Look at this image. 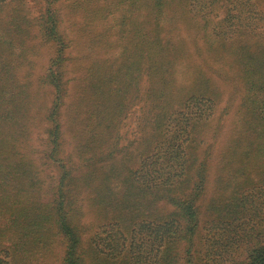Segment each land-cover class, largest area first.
Returning <instances> with one entry per match:
<instances>
[{
	"label": "rangeland",
	"instance_id": "rangeland-1",
	"mask_svg": "<svg viewBox=\"0 0 264 264\" xmlns=\"http://www.w3.org/2000/svg\"><path fill=\"white\" fill-rule=\"evenodd\" d=\"M145 2L137 0L126 9L115 4L109 7V11L96 14L97 10L107 8L115 0H0V48L4 46L6 37L14 41L16 48L13 67L8 75V95L0 94V122L5 107L15 105L3 100L15 98L24 115L23 123L27 126L25 133L19 134L21 143L18 141L0 152L5 156L0 157V164L12 165L22 161L30 174L21 175L19 181L28 178L32 183L30 185L35 192L31 198L35 203H50L48 201L63 169L47 155L50 152L48 128L51 125L44 120V116L45 110L50 109L54 102L55 88L45 78L51 68L58 70V48L63 46L66 59L62 71L66 93L60 109L61 142L56 157L72 171L66 178L73 182L67 197L72 202L75 198L79 199V208L70 212V216L73 215V221L78 224L87 226L84 237L88 239L99 229L104 212L98 213L97 208L90 206L94 198V194L87 190L90 187L81 189L76 183L89 170L81 163L83 158L77 146L92 137L88 133L93 129L89 112L96 111L93 106L99 104L87 85L98 83L100 86L114 68H120L127 60L139 61L138 69L142 67L143 70L133 71L132 75L140 77L131 89L126 114L119 119L112 134L99 136L96 142L107 153L119 147L121 151L115 150L114 157L124 158L130 169L137 168L141 161L146 158L149 161L151 157H160L156 165L166 168V158H161V149L168 148L178 125L188 124L183 121L179 124L176 118L182 113L183 96L199 77L198 92L206 90L208 93L207 105H203L208 115L205 114L196 123L198 132L195 140H191L186 133L181 137V162L183 158L188 159L186 155L192 152L196 158L195 165L192 160V173L199 171L205 176L204 190L197 201L199 221L238 219L240 224H249L242 228L241 234L249 230L251 239L261 242L264 240V0H196L201 9L189 12L178 28L174 21L165 23L168 40L164 41L167 46L159 53L160 61L170 66L176 58H180V69L175 76L177 81L171 89L176 97L182 95L178 100L170 101L171 106L168 104L165 108H161L157 100L148 98L152 83L145 70V56L136 48L140 46L136 44L143 40L141 32L135 37L128 30V24L145 28ZM52 15H55L53 26L60 35L52 34V23L47 21ZM102 15L107 16L99 18ZM124 20L128 31L124 37L125 44L130 47L115 63V56L121 50L118 47V28H114L116 23L117 27H121ZM112 28L114 30L110 31ZM108 31L109 34H106ZM7 54H0V79L5 77L6 71L1 68ZM245 69L251 72L248 83L255 84L252 90L246 85ZM201 71L205 74L202 77L199 75ZM114 85L104 86L106 96L116 97ZM3 88L0 86V90L4 91ZM196 88L193 87L190 92H195ZM210 98L214 102L208 103ZM193 123L187 127L194 136L197 128L193 127ZM149 167H152V161L146 169ZM17 172L23 173L21 170ZM75 176L77 180L72 181ZM150 197L147 205L151 212L142 213V218L165 219L169 216L173 207L166 195L154 191ZM244 206L245 211L252 215L251 222L244 216ZM119 213L118 209L112 210L114 216ZM9 218L8 213H0V235L5 245L9 242L3 238L14 234L13 228L8 227L11 224ZM206 227L195 236L199 246L203 243L201 235L207 234ZM218 228L215 224L213 233L219 232ZM61 236L63 238L60 235L57 240L60 241ZM62 245L58 251L62 250ZM186 245L187 242L176 245L181 251V258L186 255ZM245 250L246 242H243L240 248L234 249L231 257L238 258ZM32 261L24 263L46 262L47 257H39L35 263ZM183 261L178 260L177 264H184ZM48 262L59 264L54 255L48 256ZM91 262L101 263L98 260ZM227 262L233 263L232 259Z\"/></svg>",
	"mask_w": 264,
	"mask_h": 264
},
{
	"label": "trees",
	"instance_id": "trees-1",
	"mask_svg": "<svg viewBox=\"0 0 264 264\" xmlns=\"http://www.w3.org/2000/svg\"><path fill=\"white\" fill-rule=\"evenodd\" d=\"M144 1H146L144 5L147 7L145 28L140 29L139 25L137 28L136 24H128V30L134 33L135 37L139 36V31L141 32L140 36L143 40L136 44L140 45L136 48L145 56V70L152 83L148 98L153 101L157 100L160 107L165 108L170 101L174 102L182 97L181 94L176 97L172 91L175 86L172 84L177 81L175 76L180 69V58H176L170 66H166L160 61L159 53L163 50L162 48L167 46L165 42L168 40L165 23L174 21L178 28L181 20L186 18L189 12H199L201 5L196 0ZM134 2L115 0L114 4L97 10L95 13L109 11V7L111 8L115 4L126 9ZM106 16L102 15L99 18ZM54 20L55 15L47 18V21L52 23V34L60 35L58 29L53 26ZM124 23L125 20L122 21L121 27H117L116 23V28H114L116 30L118 28V47L121 50L115 56V63L130 47L125 44L124 37L128 31ZM114 29L112 28L110 31ZM110 31L106 34H109ZM58 40L60 41L61 38L59 37ZM58 49V61H60L58 70L51 68L45 78V81L55 88V99L52 107L45 110L46 115L43 119L51 125L48 128L51 148L49 146L50 152L47 155L60 164L59 167L65 173L62 170L58 175L53 196L48 201L50 203H41V201L35 203V200L31 198L35 192L31 188L30 184L32 183H29L28 178L19 181L22 178L21 175L30 174L22 161L12 165L0 164V213L10 215L11 224L8 227L13 228L14 232V234H9V237L3 238L9 242L8 245H5L6 243L1 240L0 235V264H26L24 262L31 259L35 263L39 257H47V261H38V264H52L53 262H48L49 255H54L59 264H96L91 262L93 260L101 261L100 264H177L181 259L184 260V264H228L229 259L233 261L231 264H264V243H262L264 240L262 239L261 242L259 239L252 240L249 230H246L245 234H241L242 228L249 224H240L238 219L229 221L223 218L199 221L197 201L204 190L205 176L199 171L196 174L192 173L196 161L192 152L186 155L188 159L183 158V162H181L183 151L181 137L183 138L186 133L191 140H195V135L198 132L196 123L206 114L203 105H207L205 103L208 93L206 90L198 92L199 77L198 80L193 81L190 89L183 96L181 100V102L184 100L182 113H179L180 116L176 118L179 124L182 121L188 124L178 125L169 141L168 148L161 149V158L163 159L164 156L166 158V168H158L156 165L159 163L160 157L157 159L151 157L149 161H147L149 158L141 161L137 168L130 169L124 158L121 160L115 158V150L121 151L119 147H115L114 150L107 153L101 149L103 146L96 142L99 136L112 134L119 119L126 114L127 102L132 95L131 89L137 85L140 77L132 75L133 71L138 69V60L136 62L127 60L121 64L120 68H114L100 86L98 83L92 84V86L87 85L92 89L99 104L93 106L96 111L89 112L90 126L93 125V129L88 133H91L92 137L86 138L77 146L80 156L83 158L80 161L82 164L84 163V166H88L89 170L76 183L81 189L91 188H87L90 193L94 194L90 206L97 208L98 213L104 212V214L103 219L100 220L99 229L93 233L94 235L88 239L84 237L87 226L78 224L73 221V215L70 216V212H73L76 207L79 208V199L75 198L72 202L67 197V191L73 182H69L66 178L72 171L67 169L63 160L56 157L61 142L60 109L66 93L63 82L64 72L62 71V64L66 59L65 51L63 46ZM15 51L14 41L6 37L4 46L0 48L1 55L8 53L4 56L5 63L1 68L6 71L5 77L0 79V86H4V91L0 90L2 95H8L10 85L8 75L13 67L12 60L16 56ZM241 57L244 56L241 55ZM111 59L113 63V58ZM140 70L142 71L143 68L138 69V71ZM202 74L205 75L201 71L200 77L203 76ZM244 75L247 79L248 89H254L255 84L248 83L251 72L245 69ZM112 84H115L116 97L110 98L109 95H105V87ZM195 86H197L195 92L191 93L190 90ZM87 91L91 94L88 88ZM9 95L12 96L11 93ZM8 101L15 105L5 107L2 114L1 119L3 120L0 122L1 153L7 150L6 147L19 143L18 141L21 143L19 134L25 133L27 129L23 123L24 115L20 112L15 98L3 100V102ZM212 102L214 101L210 98L208 103ZM209 108H213V106ZM196 119L197 122H195ZM192 121H194L193 127L197 128L194 136L187 127L192 125ZM162 145H166V143ZM1 153L0 157H5ZM151 161L152 167L146 169ZM109 162L111 163L106 165ZM18 170L23 173L17 172ZM76 180V176L72 177V181ZM154 191L165 194L168 203L173 207L172 212L165 219L142 218V213L151 212L147 202L150 201V196H153ZM92 201L95 202L92 203ZM113 209L120 210V213L114 216ZM219 212L222 211L219 210ZM244 216L251 222L252 215L245 211ZM215 224L219 226V232L213 233ZM206 225L207 234L201 235L200 241L203 243L199 246L195 236L200 233L201 228L205 229ZM13 232L11 231V233ZM211 234L213 235L211 236ZM60 235H63V238L61 236L59 241L57 239ZM180 242H187L184 247L186 255L183 258H181V251L176 247ZM243 242H246V250L238 258H232L234 249L240 248ZM61 245L63 248L58 251V247ZM87 259L89 260L87 261Z\"/></svg>",
	"mask_w": 264,
	"mask_h": 264
}]
</instances>
